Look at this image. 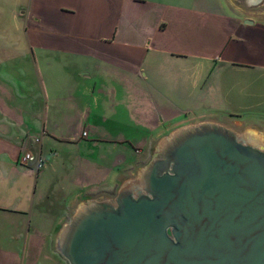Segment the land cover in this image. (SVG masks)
Returning a JSON list of instances; mask_svg holds the SVG:
<instances>
[{"label":"crops","instance_id":"obj_1","mask_svg":"<svg viewBox=\"0 0 264 264\" xmlns=\"http://www.w3.org/2000/svg\"><path fill=\"white\" fill-rule=\"evenodd\" d=\"M28 1L26 42L11 44L30 58L34 76L22 85L13 79L0 84V215L8 213L19 231L11 239L23 245L0 246V264H69L54 245L59 228L82 201L98 191L117 194L137 177L175 129L171 115L181 105L174 93L204 98L212 79L220 100L264 95V23L247 9L251 5L236 0ZM96 5L104 7L110 33L90 36L98 41L90 50L95 62L116 63L102 54L119 49V77L102 76L97 66L94 72L86 67L57 79L46 76L41 69L52 64L45 52L70 51L68 42L81 39L72 19L84 10L89 17ZM127 5L144 11L135 14ZM158 74V81L150 79ZM15 82L23 93H15ZM118 100L141 113L138 120L153 133L144 145L130 142L119 127H105L122 122ZM24 149L43 160L42 168L21 163ZM107 150L118 156L107 158Z\"/></svg>","mask_w":264,"mask_h":264},{"label":"water","instance_id":"obj_2","mask_svg":"<svg viewBox=\"0 0 264 264\" xmlns=\"http://www.w3.org/2000/svg\"><path fill=\"white\" fill-rule=\"evenodd\" d=\"M55 243L69 264H264V146L220 122L179 127L115 198L82 201Z\"/></svg>","mask_w":264,"mask_h":264},{"label":"rangeland","instance_id":"obj_3","mask_svg":"<svg viewBox=\"0 0 264 264\" xmlns=\"http://www.w3.org/2000/svg\"><path fill=\"white\" fill-rule=\"evenodd\" d=\"M162 1L166 2L167 0ZM248 1L249 0H236L238 4L241 2H247L248 4ZM28 3V0H0V84L3 87H5L3 79L5 81L13 79L22 85L34 76L30 58L27 57L24 52L16 50L11 44L20 43L21 46H23L22 44L26 42L24 16L27 9L26 4ZM121 3L122 2L118 1L119 5H121ZM128 6L129 5L126 7ZM247 9L251 11L258 20L264 23V0H261L258 4L252 5ZM129 11L137 14L139 11L143 12L144 10L130 7ZM104 13V7L102 5H96L89 17L86 16L85 10L74 17L71 21L72 26L70 27L74 29L73 31L75 33L77 32L81 36V39L77 40L79 36L76 35L73 40L68 42L70 51L63 53L58 51H47L49 55L45 52L46 56L43 55V57L51 62L52 66L45 67L44 69L40 68L41 72L43 71L46 76L48 75L57 79L63 76L65 71L73 73L79 69L86 70L87 67L88 69L90 68V71L94 72L97 66V71L98 73H102V76L113 74L119 77L121 69L117 67V63L121 61V58L123 59L119 49L114 48L112 51L102 54L103 58L117 60L116 63L104 61L95 62L94 54L90 50V48H94L98 44V41L93 40L90 36H98L100 34L107 35L110 33V28H108V25L105 26V21L102 18ZM50 21L52 22L53 20L50 18ZM18 39L19 42H16ZM53 41L56 42L57 40L55 39ZM53 41L51 42L54 44ZM94 43L96 44L93 47ZM131 61V63H137V59L135 58ZM149 64L148 62L145 65L148 69ZM160 76L161 74L157 76L154 75L153 77L150 76V79L158 81ZM185 76L187 77L188 73H186ZM213 79H216V76L213 77ZM18 83L15 82L14 84L16 86L15 93H23ZM161 85L163 84L161 83ZM207 86V89L202 93L204 98L197 97L196 95L192 96L191 93H174L173 100L181 105V108H176L175 112L171 115V121L175 126L174 130L189 123L215 121L226 123V125L230 124L238 133L251 135L264 145V95L249 99L243 97L242 93H236L235 98H225L223 96V100H220L218 96H216V81L211 79L207 83ZM12 91H14V89ZM132 91L133 88L128 92L130 93ZM133 93L135 95V90ZM231 94L233 93L231 92ZM134 95H132V98H134ZM117 105L119 118L122 122L119 124L111 123L109 124L112 126L110 128L109 125L106 124L105 127L113 132L117 131L119 127V131L123 136L125 135L130 142L138 146L144 145L145 138L152 137L153 133L147 128L146 123L138 120L139 118L142 119L141 113L136 114L128 108V105H125L124 102H120L119 100L117 101ZM101 132H103V135L107 134L105 130ZM117 156V152H110L107 150V158H114ZM116 195V190L112 193L109 192V194L108 192L98 191L96 199H113ZM6 205H8V202H5L2 206ZM46 229L48 231L56 230L55 227H48ZM15 232L19 231H17V228L12 224L11 217H9L8 213L2 212L0 215V234L2 238L0 246L10 249H19V247H22L23 242L11 239L15 235ZM54 245L56 247V243ZM56 252L60 254L57 249Z\"/></svg>","mask_w":264,"mask_h":264},{"label":"built area","instance_id":"obj_4","mask_svg":"<svg viewBox=\"0 0 264 264\" xmlns=\"http://www.w3.org/2000/svg\"><path fill=\"white\" fill-rule=\"evenodd\" d=\"M83 135H86V132L83 133ZM35 142H39L40 141V137H36L34 138ZM21 163L25 164V165H29L31 163L35 164V168L36 169H40L42 168V166L44 165L43 160L42 159H38L37 157L34 156V154H32L29 150H25L22 153V157H21Z\"/></svg>","mask_w":264,"mask_h":264},{"label":"bare ground","instance_id":"obj_5","mask_svg":"<svg viewBox=\"0 0 264 264\" xmlns=\"http://www.w3.org/2000/svg\"><path fill=\"white\" fill-rule=\"evenodd\" d=\"M247 135H248V134H247ZM248 137L250 138V141H251V142H253V143H257V144H259V145H263V144H261V142H260L258 139L253 138V136L248 135ZM263 146H264V145H263Z\"/></svg>","mask_w":264,"mask_h":264},{"label":"flooded vegetation","instance_id":"obj_6","mask_svg":"<svg viewBox=\"0 0 264 264\" xmlns=\"http://www.w3.org/2000/svg\"><path fill=\"white\" fill-rule=\"evenodd\" d=\"M250 5V4H249ZM252 6V5H251Z\"/></svg>","mask_w":264,"mask_h":264}]
</instances>
